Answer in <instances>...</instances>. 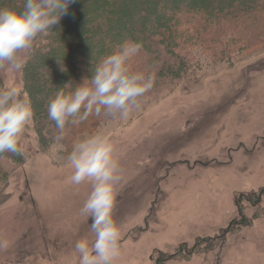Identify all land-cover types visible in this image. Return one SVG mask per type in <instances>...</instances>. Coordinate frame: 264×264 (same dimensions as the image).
I'll list each match as a JSON object with an SVG mask.
<instances>
[{"label":"rangeland","instance_id":"obj_1","mask_svg":"<svg viewBox=\"0 0 264 264\" xmlns=\"http://www.w3.org/2000/svg\"><path fill=\"white\" fill-rule=\"evenodd\" d=\"M230 42L184 41L177 51L190 78L146 93L126 118L69 146L41 147L32 120L25 162L1 160L10 177L0 189V264H78L91 185L70 182L66 156L97 131L114 140L122 175L114 264H264V40L240 52ZM16 79L24 92L22 72Z\"/></svg>","mask_w":264,"mask_h":264},{"label":"trees","instance_id":"obj_2","mask_svg":"<svg viewBox=\"0 0 264 264\" xmlns=\"http://www.w3.org/2000/svg\"><path fill=\"white\" fill-rule=\"evenodd\" d=\"M21 4L22 0H0V7ZM228 38L234 52L261 44L264 0H76L52 32L37 39L22 71L23 90L32 102L40 146H69L77 135L116 118L101 114L89 116L82 123H69L63 139L58 140L59 130L48 118L47 105L56 89L90 79L96 64L117 45L126 40L142 44L130 68L155 72L151 92L190 78V61L177 51L184 41L216 45ZM226 53L225 47L218 54L224 57ZM40 88L41 96L37 93ZM3 159L20 165L25 156L23 150L22 154L0 155V189L10 177L1 163Z\"/></svg>","mask_w":264,"mask_h":264},{"label":"clouds","instance_id":"obj_3","mask_svg":"<svg viewBox=\"0 0 264 264\" xmlns=\"http://www.w3.org/2000/svg\"><path fill=\"white\" fill-rule=\"evenodd\" d=\"M76 0H22L19 7H0V155L22 154L21 143L33 120L31 99L17 81L27 63V53L37 39L52 32ZM142 44L126 40L93 69L91 78L56 89L47 105L48 118L64 137L69 123H82L101 114L126 118L155 83V72L136 71L130 61ZM73 185L89 183L91 190L79 210L87 220L89 235L74 242L78 264H114L121 253V228L114 219L117 186L122 180L120 161L110 134L97 131L73 144L66 156ZM91 223H88V221Z\"/></svg>","mask_w":264,"mask_h":264}]
</instances>
